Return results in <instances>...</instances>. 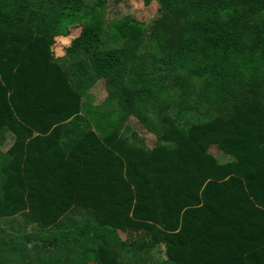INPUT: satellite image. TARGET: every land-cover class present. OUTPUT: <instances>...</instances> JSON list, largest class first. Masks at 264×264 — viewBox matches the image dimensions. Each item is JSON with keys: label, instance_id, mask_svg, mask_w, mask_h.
Returning a JSON list of instances; mask_svg holds the SVG:
<instances>
[{"label": "trees", "instance_id": "trees-1", "mask_svg": "<svg viewBox=\"0 0 264 264\" xmlns=\"http://www.w3.org/2000/svg\"><path fill=\"white\" fill-rule=\"evenodd\" d=\"M107 1L0 0V264H264V0H138L55 57Z\"/></svg>", "mask_w": 264, "mask_h": 264}, {"label": "rangeland", "instance_id": "rangeland-1", "mask_svg": "<svg viewBox=\"0 0 264 264\" xmlns=\"http://www.w3.org/2000/svg\"><path fill=\"white\" fill-rule=\"evenodd\" d=\"M157 13L158 6L155 3H152L148 8H144L138 0H108L106 4L99 6L93 13L81 15L76 27L71 29L70 36L78 39L84 28H89L97 35H101L109 22L126 16L136 20L140 24H148L157 18ZM162 29L163 28L159 27L154 35L159 41L165 40V37L162 35ZM55 41L56 40H54V45L51 48L54 56L56 54L55 49L64 45L59 41ZM105 95L106 92L103 88V81H100L93 91L95 102L97 103L104 99ZM131 124L132 128L146 140V145L148 147L152 146L155 141V136L143 131L134 121H131ZM210 152L223 161L230 158L228 155L220 152L215 146L210 148Z\"/></svg>", "mask_w": 264, "mask_h": 264}, {"label": "crops", "instance_id": "crops-1", "mask_svg": "<svg viewBox=\"0 0 264 264\" xmlns=\"http://www.w3.org/2000/svg\"><path fill=\"white\" fill-rule=\"evenodd\" d=\"M73 29V28H72ZM71 33V30H70ZM73 36V35H72ZM76 39V37H74ZM74 38L71 37L70 35L66 38L63 37H59V38H55L54 40H56L55 42H60L61 44H64L61 47H58L55 49V57H62L65 54V50L71 45V43L74 41ZM100 82H98L97 84H99ZM97 84L91 89V93L93 94L94 89L96 88ZM12 146V142L11 140H9V142L7 143L4 151H7L10 149V147Z\"/></svg>", "mask_w": 264, "mask_h": 264}]
</instances>
